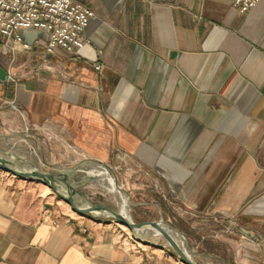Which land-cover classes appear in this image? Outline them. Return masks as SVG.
Masks as SVG:
<instances>
[{"label":"crops","instance_id":"crops-1","mask_svg":"<svg viewBox=\"0 0 264 264\" xmlns=\"http://www.w3.org/2000/svg\"><path fill=\"white\" fill-rule=\"evenodd\" d=\"M76 1L94 12L77 51L46 52L39 29L18 30L12 59L0 42V146L143 170L226 221L239 264H264V242L230 229L264 238V0ZM28 182L0 168V264H185Z\"/></svg>","mask_w":264,"mask_h":264},{"label":"rangeland","instance_id":"rangeland-1","mask_svg":"<svg viewBox=\"0 0 264 264\" xmlns=\"http://www.w3.org/2000/svg\"><path fill=\"white\" fill-rule=\"evenodd\" d=\"M8 55L10 59H12L9 49ZM0 141L4 142L5 139L0 137ZM8 141L12 142V140ZM21 144L22 148H20V150L22 154L31 159L43 171L60 170L63 167H70L78 160L87 158V156L84 157L82 155L75 156L73 154H66V151L49 149L37 150L28 147L24 143ZM15 152L19 154L20 151ZM105 163L108 164L107 161H105ZM109 165L119 185L126 190L129 195V213L134 221L145 222L162 218L165 222L171 224L179 231L177 238L182 242L185 248H190L199 253V255H194V259L198 263L235 264L234 259L237 257H234L233 247L232 244H230L232 242L227 241V239L235 238L236 236H231L233 234L229 231L226 221L218 217L192 216L184 212V208L180 203L167 197L161 182L154 179L145 171L137 170L136 167L125 164L121 166H115L114 164ZM88 168V165L80 167L82 172H78L79 176L76 177L75 180H81V175H87L84 170ZM94 181L95 180H89L79 185L75 189V193L94 206L116 211V198ZM28 183L40 188L42 193H45V190L48 188L50 194L55 199H58L62 204L65 203L64 200L55 194L47 185L38 181H31ZM100 217L103 219H113L104 216ZM117 223L124 231L133 235L125 225L119 222ZM145 239L167 246L166 240L161 235H149ZM169 249L173 251L172 248L169 247ZM202 254L205 255L201 256ZM236 261L237 264H239L238 258Z\"/></svg>","mask_w":264,"mask_h":264},{"label":"water","instance_id":"water-1","mask_svg":"<svg viewBox=\"0 0 264 264\" xmlns=\"http://www.w3.org/2000/svg\"><path fill=\"white\" fill-rule=\"evenodd\" d=\"M8 79V73L5 68L0 65V82L6 84ZM13 146L11 149H5L0 146V168L9 171L10 173L19 176L23 179L30 181H38L44 185H47L55 194L61 199L70 204L74 211L85 214L92 217H108L113 218L117 222L125 225L133 234L136 239L144 240L149 235H161L166 240V245L173 249L177 256L185 264H200L194 259V255H199L198 252L185 248L182 242L177 238L179 231L171 224L165 222L162 218L155 220L136 222L132 219L129 213L130 199L126 190H124L118 183L115 174L113 173L111 166L105 161L91 157L78 160L70 167H63L62 169L43 171L39 168L31 159L25 155H18L13 152ZM85 162L96 163L101 167H104L115 179L116 185L125 197V202L121 206L117 201V210H111L108 208L94 206L87 202L80 195L75 193V189L86 181L94 180L93 175H81V180L76 181L78 172H82L80 167ZM84 172V171H83ZM231 230L240 232L243 236L253 239L254 241H263V237H259L254 233L239 227L232 225ZM209 264V263H207Z\"/></svg>","mask_w":264,"mask_h":264},{"label":"built area","instance_id":"built-area-1","mask_svg":"<svg viewBox=\"0 0 264 264\" xmlns=\"http://www.w3.org/2000/svg\"><path fill=\"white\" fill-rule=\"evenodd\" d=\"M230 1L241 12L258 2ZM93 16L90 7L76 0H0V42L13 51L12 43L21 40L19 29H39L48 35L46 52L59 47L73 53L87 42L84 28ZM22 47L28 49L30 44L22 42ZM95 69H100V65L96 64Z\"/></svg>","mask_w":264,"mask_h":264},{"label":"bare ground","instance_id":"bare-ground-1","mask_svg":"<svg viewBox=\"0 0 264 264\" xmlns=\"http://www.w3.org/2000/svg\"><path fill=\"white\" fill-rule=\"evenodd\" d=\"M88 165V169L84 170L87 175H93L95 177V183L101 185L104 189L107 190L116 201L122 206L125 202V197L120 191L119 187L115 183V179L108 172V170L96 163L85 162L83 166Z\"/></svg>","mask_w":264,"mask_h":264}]
</instances>
